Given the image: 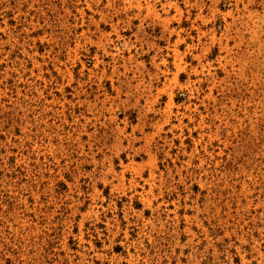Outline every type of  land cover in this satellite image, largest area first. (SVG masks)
I'll use <instances>...</instances> for the list:
<instances>
[{
  "label": "rangeland",
  "instance_id": "374dc122",
  "mask_svg": "<svg viewBox=\"0 0 264 264\" xmlns=\"http://www.w3.org/2000/svg\"><path fill=\"white\" fill-rule=\"evenodd\" d=\"M0 264H264V0H0Z\"/></svg>",
  "mask_w": 264,
  "mask_h": 264
}]
</instances>
